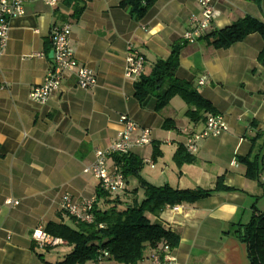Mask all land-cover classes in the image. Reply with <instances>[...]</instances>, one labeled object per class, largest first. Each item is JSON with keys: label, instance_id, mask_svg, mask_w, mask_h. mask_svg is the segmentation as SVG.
Segmentation results:
<instances>
[{"label": "crops", "instance_id": "crops-1", "mask_svg": "<svg viewBox=\"0 0 264 264\" xmlns=\"http://www.w3.org/2000/svg\"><path fill=\"white\" fill-rule=\"evenodd\" d=\"M82 1L85 9L78 18L59 0L54 7L28 3L24 15L10 21L0 54V264H55L71 252L66 242L40 247L32 232L48 222L71 224L60 208L63 194L77 203L95 200L99 180L83 170L93 163L95 150L117 139L121 115L151 130L150 144L129 151L151 161L140 172L148 183L210 190L221 177L223 185L236 189L213 191L148 215L179 237L172 264H250L235 230L250 220L253 208L264 214V65L257 61L263 39L251 33L216 49L203 37L245 16L264 23V0H211L219 15L193 44H183L182 34L191 17L200 18L199 0H156L140 19L121 5L123 0ZM63 23L71 25L75 58L93 70L96 84L81 89L73 72H66L61 89L39 104L29 91L52 66L50 28ZM177 42L182 46L176 78L191 82L228 126L221 135L202 140L194 161L183 164L174 155L184 146L185 130L198 131L204 123L189 121L177 96L160 111L153 96L138 102L135 81L124 76L129 44L144 57L143 74H148ZM166 119L172 128L163 127ZM250 152L260 165L256 179L246 177L239 161ZM113 163L112 157L107 160ZM136 188V180L129 178L124 189L130 193H117L118 207L143 198L141 190L132 192ZM7 198L18 204L6 205ZM97 206L109 205L99 200ZM84 264L122 263L105 258Z\"/></svg>", "mask_w": 264, "mask_h": 264}, {"label": "trees", "instance_id": "trees-1", "mask_svg": "<svg viewBox=\"0 0 264 264\" xmlns=\"http://www.w3.org/2000/svg\"><path fill=\"white\" fill-rule=\"evenodd\" d=\"M156 0H123L121 5L129 7L130 14L136 19L142 18ZM258 1V0H255ZM70 9L71 16L78 18L85 9L82 0H61ZM251 33H258L263 39V48L257 61L264 65V23L245 16L233 24L206 34L203 38L212 47L228 48L233 43L243 40ZM185 44V42H183ZM180 43L171 46L166 59L157 60L148 74H142L134 83V96L138 102H143L148 96L156 100L155 110L165 108L173 97H179L186 105L185 116L192 123H204L208 114H215L211 103L203 98L191 82L176 78L179 66ZM170 119L164 121L165 129L172 128ZM251 152L239 161L245 165L247 178L256 179L260 173V165L251 157ZM127 181L136 180L137 188L132 192L142 191L141 200L133 199L122 207H118L117 193L104 191L99 185L95 190V201L91 209L92 222L86 223L69 216L70 225L66 223L48 222L44 225L45 232L61 238L72 247L62 261L55 264H84L97 259L99 251H108L109 257L122 264H137L146 260L149 254L160 244L167 242L170 249L178 245L177 234L162 227L157 222L150 221L148 215H158L166 206L180 203H193L207 197L213 191L236 190L223 185L222 178L217 180L214 189H175L167 184L155 186L145 181L140 172L143 160L136 154L128 152L112 156ZM174 159L178 164L192 163L194 157L188 154L184 146H179ZM113 197V198H112ZM104 200L109 206L99 209L97 201ZM236 236L246 245L250 264H264V214L253 208L250 220L235 230ZM148 250V254H145Z\"/></svg>", "mask_w": 264, "mask_h": 264}, {"label": "built area", "instance_id": "built-area-1", "mask_svg": "<svg viewBox=\"0 0 264 264\" xmlns=\"http://www.w3.org/2000/svg\"><path fill=\"white\" fill-rule=\"evenodd\" d=\"M59 0H0V54L5 50L10 21L15 17H20L25 13V5L32 2H41L54 7ZM201 6L200 18L191 17L188 28L182 34L185 43L193 44L208 30L213 20L219 15L218 10L212 5L211 0H199ZM71 25L68 23L54 24L50 28L49 38L52 51V66L47 72L42 83L33 85L30 88V99L36 103H45L52 95L61 89L62 80L66 72H73L76 78V85L81 89H87L96 84V75L85 65L80 64L75 58L74 51L70 45L69 37ZM40 55V54H38ZM144 57L130 44L126 47L124 76L127 79L136 81L144 71ZM203 83V80L200 81ZM121 129L117 134V139L109 144L105 149H97L94 152V161L84 168L85 173H91L99 180V186L107 192L116 193L126 187L125 177L120 166L113 163L107 165V160L113 155L127 154L130 149L142 147L152 142L151 130L142 127L134 122L127 115L120 116ZM228 126L223 115L215 113L208 114L202 129L198 131H187V138L184 142L185 151L194 155L200 142L208 137L219 136L227 130ZM144 163L152 166L150 160ZM94 199L83 200L77 203L68 193L63 194L60 202L62 212L76 220L90 223L93 220L91 209ZM5 204L8 206L17 205L18 202L12 198H7ZM32 240L43 246H57L64 241L59 237H54L38 227L32 232ZM109 257L108 251L101 250L95 261L101 262ZM148 264H172L174 257L172 249L167 242L163 241L160 246L152 251L147 257Z\"/></svg>", "mask_w": 264, "mask_h": 264}, {"label": "rangeland", "instance_id": "rangeland-1", "mask_svg": "<svg viewBox=\"0 0 264 264\" xmlns=\"http://www.w3.org/2000/svg\"><path fill=\"white\" fill-rule=\"evenodd\" d=\"M178 100H180L181 102H183L180 98H178ZM175 107V109L178 111L179 110V108L177 107V106H174ZM126 189H123V191H121L122 193L123 192H125V193H128L129 191H125ZM130 193V192H129ZM120 194V193H119ZM117 196H119V195H117ZM121 197V196H120Z\"/></svg>", "mask_w": 264, "mask_h": 264}, {"label": "water", "instance_id": "water-1", "mask_svg": "<svg viewBox=\"0 0 264 264\" xmlns=\"http://www.w3.org/2000/svg\"><path fill=\"white\" fill-rule=\"evenodd\" d=\"M52 54H53V53H52V51H51V52H50V57H51V58H52Z\"/></svg>", "mask_w": 264, "mask_h": 264}]
</instances>
